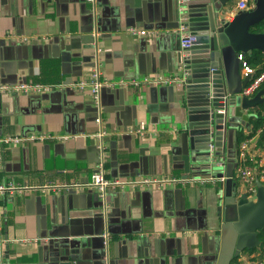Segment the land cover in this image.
Masks as SVG:
<instances>
[{
	"label": "crops",
	"instance_id": "0c3cea01",
	"mask_svg": "<svg viewBox=\"0 0 264 264\" xmlns=\"http://www.w3.org/2000/svg\"><path fill=\"white\" fill-rule=\"evenodd\" d=\"M238 1L228 3L229 19ZM175 23L171 0H0V182L20 186L0 193L1 264H48L56 250H83L92 237L109 251L96 259L98 248L89 244L87 264H208L215 257L219 181L186 176L188 112L175 83L120 82L180 77ZM94 71L113 82L98 102L90 85L41 93L1 88L88 80ZM260 131L249 156L264 183ZM15 135L25 139L5 142ZM224 161L245 190L238 156ZM100 163L111 178L172 180L109 187L108 218L70 214L101 203L87 184Z\"/></svg>",
	"mask_w": 264,
	"mask_h": 264
},
{
	"label": "water",
	"instance_id": "95a60500",
	"mask_svg": "<svg viewBox=\"0 0 264 264\" xmlns=\"http://www.w3.org/2000/svg\"><path fill=\"white\" fill-rule=\"evenodd\" d=\"M230 1L171 0L176 27L183 24L195 36L192 45L182 51L180 78L175 82L180 101L188 112L184 134L189 145L186 176L219 181L215 189L221 198L218 210L222 223L215 257L208 264H232L243 251L261 244L259 231L264 229V183L257 178L256 192L249 195L242 191L234 174L225 170L224 161V156H233V152L238 156V132L251 126L255 114L250 111L264 102V88L254 95L241 93L253 75L242 74L240 57L246 58L255 50L264 52V32L251 30L264 19V0H255L253 8L239 10L232 19L228 16ZM96 191L99 206L70 214L108 218V190ZM97 243L92 237L84 242L83 250L75 247L66 252L56 250L48 264H87L89 244L98 248L94 258L103 260L109 246L100 247Z\"/></svg>",
	"mask_w": 264,
	"mask_h": 264
},
{
	"label": "built area",
	"instance_id": "2783aa9c",
	"mask_svg": "<svg viewBox=\"0 0 264 264\" xmlns=\"http://www.w3.org/2000/svg\"><path fill=\"white\" fill-rule=\"evenodd\" d=\"M255 6V0H239L234 11H238L241 9L249 10ZM180 32H181V50H185L188 47H190L195 40V36L188 32L185 25L180 26ZM132 34H143L147 35L150 33V31L146 29H137V28H131ZM242 60V70L243 73L246 74H252V79L247 84L246 87L243 88L242 94L243 95H254L261 83L264 82V70L257 72V69L255 67H252L248 64L247 58L240 56ZM257 72V73H256ZM99 72L94 71L88 80H80L76 79L73 81H70L68 83L66 82H60V83H53V84H46V83H39V82H18L14 84H6L2 85V89H6L9 91H17L20 93H41L44 91H49L54 88H65V87H80L84 88L86 86H91L92 92L94 95V98L96 101H99L100 98V91L101 88L105 85H110L113 83L109 80H103L99 76ZM180 77L175 76H167L162 79H156L152 77H144L143 79H132L130 81L128 80H120V82L124 84L131 83L133 85L139 86L141 83H175ZM96 121L98 123L102 122V117L97 116ZM131 132H134V130H130ZM136 132L142 133L143 131L141 129L135 130ZM105 131L102 129V131L98 132V136L102 137L104 135ZM32 138H45L46 135H37L31 136ZM253 136L246 137L244 140L240 142L238 145V160H239V166H238V175L241 178L245 190L249 193V195H254L257 189V171L256 169H253L251 167H245L242 164L240 165V161L243 162L249 155H250V149L251 144L253 142ZM25 138L15 135V136H9L5 138V142L8 143H18L23 141ZM172 180V178H144V179H125L121 180L119 178H111L108 177L105 172L103 171V163H100L99 170H96L95 173L92 175L91 180L87 183L89 186H92L96 188V190L100 191L101 193H104L109 187H119L123 188L129 185L137 186V185H147V186H163L165 183H169V181ZM177 180V179H176ZM20 187L18 184H15L14 182L9 183H1L0 182V193H5L7 191H13L14 189ZM263 264V263H262Z\"/></svg>",
	"mask_w": 264,
	"mask_h": 264
},
{
	"label": "trees",
	"instance_id": "16d2710c",
	"mask_svg": "<svg viewBox=\"0 0 264 264\" xmlns=\"http://www.w3.org/2000/svg\"><path fill=\"white\" fill-rule=\"evenodd\" d=\"M254 32H264V19L258 24L254 25L251 28ZM248 64L257 69V72L264 70V53L260 50H255L252 54L247 55ZM256 72V73H257ZM264 87V82L260 85L259 89ZM257 115L252 117L250 122L251 130L246 133L244 130L238 132V145L246 137L257 135L259 132V143L264 141V103L259 104L256 108ZM248 156L241 164L245 167L254 168L251 157ZM258 178H260L259 171H257ZM259 239L261 244L258 247L252 249H246L243 253L235 257L232 261V264H262L264 262V229L259 231Z\"/></svg>",
	"mask_w": 264,
	"mask_h": 264
},
{
	"label": "rangeland",
	"instance_id": "374dc122",
	"mask_svg": "<svg viewBox=\"0 0 264 264\" xmlns=\"http://www.w3.org/2000/svg\"><path fill=\"white\" fill-rule=\"evenodd\" d=\"M242 191H244V189H242Z\"/></svg>",
	"mask_w": 264,
	"mask_h": 264
},
{
	"label": "bare ground",
	"instance_id": "6f19581e",
	"mask_svg": "<svg viewBox=\"0 0 264 264\" xmlns=\"http://www.w3.org/2000/svg\"><path fill=\"white\" fill-rule=\"evenodd\" d=\"M262 84V83H261Z\"/></svg>",
	"mask_w": 264,
	"mask_h": 264
},
{
	"label": "flooded vegetation",
	"instance_id": "af4514ba",
	"mask_svg": "<svg viewBox=\"0 0 264 264\" xmlns=\"http://www.w3.org/2000/svg\"><path fill=\"white\" fill-rule=\"evenodd\" d=\"M238 148V147H237Z\"/></svg>",
	"mask_w": 264,
	"mask_h": 264
}]
</instances>
